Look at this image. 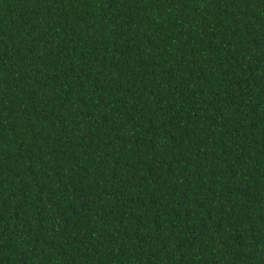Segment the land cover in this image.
Returning <instances> with one entry per match:
<instances>
[{
    "label": "trees",
    "instance_id": "1",
    "mask_svg": "<svg viewBox=\"0 0 264 264\" xmlns=\"http://www.w3.org/2000/svg\"><path fill=\"white\" fill-rule=\"evenodd\" d=\"M0 264H264V0H0Z\"/></svg>",
    "mask_w": 264,
    "mask_h": 264
}]
</instances>
